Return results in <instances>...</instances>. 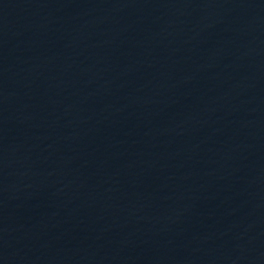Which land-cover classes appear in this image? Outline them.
Segmentation results:
<instances>
[{"label":"water","instance_id":"water-1","mask_svg":"<svg viewBox=\"0 0 264 264\" xmlns=\"http://www.w3.org/2000/svg\"><path fill=\"white\" fill-rule=\"evenodd\" d=\"M0 166L96 264H264V0H0Z\"/></svg>","mask_w":264,"mask_h":264}]
</instances>
